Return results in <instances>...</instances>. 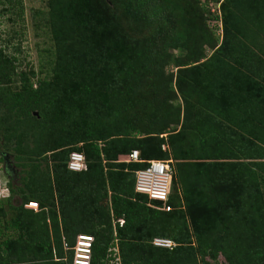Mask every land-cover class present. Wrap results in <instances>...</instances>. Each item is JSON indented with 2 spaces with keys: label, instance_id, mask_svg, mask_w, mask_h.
I'll return each instance as SVG.
<instances>
[{
  "label": "trees",
  "instance_id": "1",
  "mask_svg": "<svg viewBox=\"0 0 264 264\" xmlns=\"http://www.w3.org/2000/svg\"><path fill=\"white\" fill-rule=\"evenodd\" d=\"M220 10L218 42L199 0H48L37 71L0 44V159L22 182L0 197V264H70L79 233L92 264L110 247L119 264H264V0ZM152 158L172 159L170 211L135 190Z\"/></svg>",
  "mask_w": 264,
  "mask_h": 264
},
{
  "label": "rangeland",
  "instance_id": "2",
  "mask_svg": "<svg viewBox=\"0 0 264 264\" xmlns=\"http://www.w3.org/2000/svg\"><path fill=\"white\" fill-rule=\"evenodd\" d=\"M19 1V2H18ZM48 0H0V44L6 48L10 54L18 57V70L29 71L40 67L41 60L45 59L44 48L53 46L50 33H46L45 28L38 26L42 14L45 12ZM221 0H199L202 7L206 8V17L213 31L215 38L220 42L222 38V20L219 3ZM23 11L21 12V9ZM10 9V10H8ZM45 29V30H44ZM173 58H182L186 60V51L171 49ZM212 50H208L211 53ZM172 70L175 67L169 66ZM37 77H33L35 83ZM171 104H177V100L172 99ZM3 154L0 151V154ZM5 159H0V197H6L10 194L9 182L16 187L22 186L21 167L16 164L12 154H4ZM16 204L22 202L21 195L14 196ZM221 264H225L224 262Z\"/></svg>",
  "mask_w": 264,
  "mask_h": 264
},
{
  "label": "built area",
  "instance_id": "3",
  "mask_svg": "<svg viewBox=\"0 0 264 264\" xmlns=\"http://www.w3.org/2000/svg\"><path fill=\"white\" fill-rule=\"evenodd\" d=\"M207 0H205L206 2ZM223 0L220 1V4ZM161 136H166L162 134ZM162 149L166 150L168 145L166 142L162 144ZM127 162L142 161L140 157V151L133 149L128 158L125 159ZM68 168L73 171H81L86 168V156L82 151H73L70 154L68 161ZM174 169L172 166V159H158L152 158L147 160V165L144 168L135 171V190L139 193L148 196L150 203L149 205L154 206L158 209L170 211L174 207L169 202L172 193V182H173ZM154 200H159L160 203L153 204ZM28 205L39 209V204L36 201H29ZM121 225L124 223L123 218L117 220ZM95 237L90 233H79L76 236L75 243L70 245L66 239L63 241V248L66 252L72 250V259L70 264H92L93 259V247ZM152 244L160 248H174L177 243L169 238L157 236L152 240ZM117 247H110L108 250V257L112 258L108 261V264H119V255ZM68 253H66L67 255ZM62 259L67 260V257Z\"/></svg>",
  "mask_w": 264,
  "mask_h": 264
},
{
  "label": "crops",
  "instance_id": "4",
  "mask_svg": "<svg viewBox=\"0 0 264 264\" xmlns=\"http://www.w3.org/2000/svg\"><path fill=\"white\" fill-rule=\"evenodd\" d=\"M202 61H203V60H202ZM195 64H196V63L193 62V65H195ZM188 66H190V65H188ZM178 68H179V67H175V70H174V71L177 72V71H178ZM164 134H166V133H164ZM33 201H35V200H33ZM26 207H27V208H30V207H28V206H26ZM39 209H40V208H39ZM39 209H34V211H37V210H39ZM48 221H49V219H48ZM56 259L59 260L57 257H56Z\"/></svg>",
  "mask_w": 264,
  "mask_h": 264
}]
</instances>
